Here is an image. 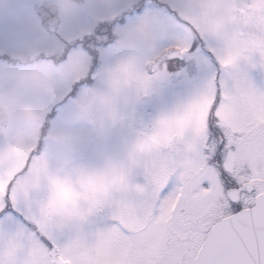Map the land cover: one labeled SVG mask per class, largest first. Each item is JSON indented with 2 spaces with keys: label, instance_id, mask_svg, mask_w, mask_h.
I'll return each instance as SVG.
<instances>
[{
  "label": "snow or ice",
  "instance_id": "1",
  "mask_svg": "<svg viewBox=\"0 0 264 264\" xmlns=\"http://www.w3.org/2000/svg\"><path fill=\"white\" fill-rule=\"evenodd\" d=\"M0 264H264V0H0Z\"/></svg>",
  "mask_w": 264,
  "mask_h": 264
}]
</instances>
